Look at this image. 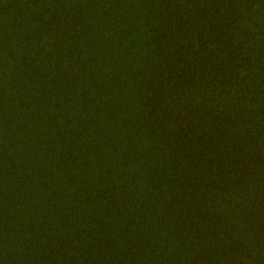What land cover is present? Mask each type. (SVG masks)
<instances>
[{
  "label": "trees",
  "instance_id": "16d2710c",
  "mask_svg": "<svg viewBox=\"0 0 264 264\" xmlns=\"http://www.w3.org/2000/svg\"><path fill=\"white\" fill-rule=\"evenodd\" d=\"M0 264H264V0H0Z\"/></svg>",
  "mask_w": 264,
  "mask_h": 264
}]
</instances>
